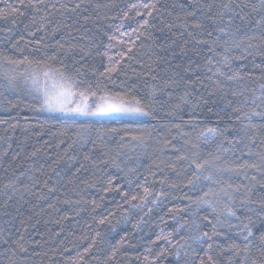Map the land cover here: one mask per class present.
<instances>
[{
    "label": "trees",
    "instance_id": "obj_1",
    "mask_svg": "<svg viewBox=\"0 0 264 264\" xmlns=\"http://www.w3.org/2000/svg\"><path fill=\"white\" fill-rule=\"evenodd\" d=\"M56 70L150 115L39 111ZM261 85V0H0V264H264Z\"/></svg>",
    "mask_w": 264,
    "mask_h": 264
},
{
    "label": "snow or ice",
    "instance_id": "obj_2",
    "mask_svg": "<svg viewBox=\"0 0 264 264\" xmlns=\"http://www.w3.org/2000/svg\"><path fill=\"white\" fill-rule=\"evenodd\" d=\"M36 2L37 4H43L44 0H36ZM21 4L23 5V0H21ZM261 4L264 5V0H261ZM77 7H79V5H77ZM144 7L148 8L150 7V5L145 4ZM148 15H151V12H149ZM145 23H147V21ZM260 24L261 21L257 20L256 25L259 26ZM196 27H200V25L197 24ZM220 31H223V29H220ZM129 51H131V49H129ZM51 59H55V57H52ZM8 62L17 63V61L15 60H8ZM24 62H27L29 64L31 63V61H28L26 57L24 61H20L19 63ZM66 71L62 72L56 70V75L59 77V82H54V87L52 89H38V91L41 92V107L40 109H38L39 111H46L62 116L94 117L99 118L100 120L125 123H136L138 122L137 118L150 115V112L146 110V105H144L141 100L135 98L129 99L125 95H121L119 93H103L98 95V92H101L102 90L97 87V89L94 91L91 85H88L85 88L81 81L75 79V77H73L71 74H66ZM113 71H115V68L107 69L108 73H111ZM77 73H79V69H77ZM43 75L45 77H50L52 74L45 71ZM233 78L234 77H229V79ZM153 79H155V77H153ZM36 83L37 79L33 77V84L35 85ZM261 88H264V85H261ZM90 99L92 100V103H89ZM251 115L260 116L261 113L254 111L251 113ZM249 119H251V116L249 117ZM81 127H83V125H81ZM111 131L113 133H118L119 130L112 129ZM220 134V129L215 127H208L200 133V135L204 137L205 140L214 138ZM129 136L131 140L138 141L140 143H143L145 139V135H132L130 131L126 130L125 136H122L121 140H124ZM83 142L87 143L88 140L85 139L83 140ZM229 143L231 142L229 141ZM253 143H255V141H253ZM261 160H264V156H261ZM192 163L195 164L196 161L193 160ZM196 167L198 169H201L204 167V165L196 164ZM252 167L258 166L252 165ZM145 192L147 193L148 190L145 189ZM229 214L235 215V213L232 212H230ZM245 227L247 228V235L244 236V240L249 241V238L253 237V232L251 228H248L247 225ZM204 235H207V233H205ZM260 240L262 244H264V235L260 237ZM3 242L7 243V241ZM21 250L26 251V249L23 248ZM208 259L209 261H211L212 257L209 256ZM201 264H204V262L202 261ZM253 264H255V262H253Z\"/></svg>",
    "mask_w": 264,
    "mask_h": 264
},
{
    "label": "rangeland",
    "instance_id": "obj_3",
    "mask_svg": "<svg viewBox=\"0 0 264 264\" xmlns=\"http://www.w3.org/2000/svg\"><path fill=\"white\" fill-rule=\"evenodd\" d=\"M38 80V78H36ZM54 82L58 83L59 82V79H57L56 77L53 76H50L48 79H44L43 78V81H41L40 85V89H44V88H48V89H52L54 87ZM49 113V112H48ZM52 114V113H50ZM67 117H72V116H67ZM75 118H94V117H75Z\"/></svg>",
    "mask_w": 264,
    "mask_h": 264
}]
</instances>
